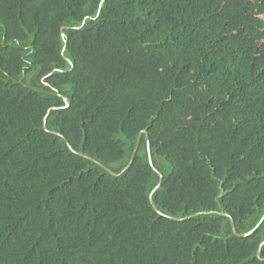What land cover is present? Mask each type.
<instances>
[{"label":"trees","instance_id":"1","mask_svg":"<svg viewBox=\"0 0 264 264\" xmlns=\"http://www.w3.org/2000/svg\"><path fill=\"white\" fill-rule=\"evenodd\" d=\"M211 210L264 214V0H0V264H264Z\"/></svg>","mask_w":264,"mask_h":264},{"label":"water","instance_id":"2","mask_svg":"<svg viewBox=\"0 0 264 264\" xmlns=\"http://www.w3.org/2000/svg\"><path fill=\"white\" fill-rule=\"evenodd\" d=\"M56 133H57V132H56ZM143 133L146 134L148 159H149L150 164H151L152 166H154V165H153V161H152L151 151H150V142H149V138H148V133H147L146 130H143V131H141L140 134L138 135V138H137V141H136V144H135V147H134L133 153H132V158H131V160L129 161L128 165L125 166V167L122 169V171H124V170H125L130 164H131L132 159H133V157L135 156V154H136V152H137V149H138V146H139V141H140L141 136H142ZM106 169L109 170L111 173H114V172L111 171L110 169H108V168H106ZM156 170H157V169H156ZM118 174H119V173H118ZM158 174H159V182H158V184L153 188V190L150 192V199H151V200H152V195H153L155 189L159 186V184H160V182H161V180H162V175H161V173H160L159 171H158ZM153 205H154L155 209H156L158 212H160L161 214H163L161 211L158 210V208L155 206L154 202H153ZM210 213H219L220 215H224V216H227L228 218H230V220H231V225H232V229H233V234H236V235H238V236H246V235L251 234V233H252V232H253V231H254V230L260 225V223H261L262 220L264 219V214H263L262 217L260 218V220L258 221V223H257V224H256L251 230H249V231H247V232H244V233H238V232L236 231V229H235V226H234V220H233L232 216H231L230 214L226 213V212H216V211H214V210H211V211H202V212H196V213H194V214H191V215H188V216H184V217H173V216H170V215H167V214H165V215L168 216V217H170V218H173V219L183 220V219H186V218H190V217H192V216H196V215H200V214H210ZM263 245H264V239L262 240V242H261V244H260V248H259V251H258V255L260 254ZM262 259H264V258H262Z\"/></svg>","mask_w":264,"mask_h":264}]
</instances>
